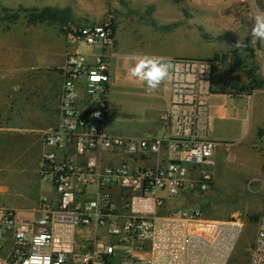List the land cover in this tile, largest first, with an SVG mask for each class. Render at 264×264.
Segmentation results:
<instances>
[{"label":"built area","instance_id":"2783aa9c","mask_svg":"<svg viewBox=\"0 0 264 264\" xmlns=\"http://www.w3.org/2000/svg\"><path fill=\"white\" fill-rule=\"evenodd\" d=\"M64 29L83 50L65 55L58 120L41 136L38 173L56 197L32 217L0 207V264H227L242 219L174 206L213 182L218 144L197 135L208 109L198 86L174 84L184 108L159 115L173 137L111 134V16ZM247 264H264V205Z\"/></svg>","mask_w":264,"mask_h":264},{"label":"rangeland","instance_id":"374dc122","mask_svg":"<svg viewBox=\"0 0 264 264\" xmlns=\"http://www.w3.org/2000/svg\"><path fill=\"white\" fill-rule=\"evenodd\" d=\"M43 7L67 9L72 24L96 23L111 16L115 41L107 51L113 50L120 66L126 64L128 69L133 67L132 54L150 56L157 47L182 46L184 54L194 59L175 61L183 63L185 77L198 86L206 102L213 95L222 102L218 95H226L228 105L237 101L236 97L251 94L246 88H230L236 76L241 77L240 86L254 85L244 72H231L235 58L242 62L243 71L251 69L262 80V86L252 91L264 90V42L252 36L255 17L264 15V0H0V35L10 32L8 35L14 37L19 29L44 25L65 36V25L27 23L25 10ZM82 48L79 44L75 52ZM214 55L219 59L214 60ZM155 91H146L145 83L131 77L129 70L121 72L110 84L108 131L135 137L157 128L158 107L152 103ZM215 134L222 139H215ZM227 134L224 129L213 133L209 125L207 137L221 143L207 167L212 186L205 192L179 197L174 206L178 210L198 209L208 218L240 217L243 231L227 264H247L264 205V130L240 143L230 142ZM40 154V145L32 141L0 139V190L8 188V196L0 194V205L14 208L23 217L36 215L41 199L54 198L50 183L38 174ZM8 247L6 240L4 251Z\"/></svg>","mask_w":264,"mask_h":264},{"label":"crops","instance_id":"0c3cea01","mask_svg":"<svg viewBox=\"0 0 264 264\" xmlns=\"http://www.w3.org/2000/svg\"><path fill=\"white\" fill-rule=\"evenodd\" d=\"M9 33L0 35V139L13 137L17 141H32L40 145L42 151V134L54 127L58 120L61 68L65 55L75 52L79 45L69 41L53 26L36 25L22 28L16 31L14 37L8 35ZM112 51L109 52L111 60H114L111 63L109 90L112 80L121 72L129 70L130 75V69L126 64L120 66L119 56ZM150 56L164 57L173 63L175 70L155 91L152 100V103L158 107L156 113L158 127H152L151 131L144 134L154 135L164 132L169 137H173L171 127L164 128L159 115L184 108L172 103L174 84L179 82L189 84L188 75L185 77V72L182 71L183 63L178 65L177 62L194 59V56L185 55L183 47L176 45L157 47ZM225 96L218 95L223 98L222 102L215 99V95L209 96L206 102L207 116L199 119L197 123L199 137L221 145L220 142L207 137L209 125L213 133L219 132L220 129L227 130L230 142L237 143L246 137H255L264 130V90H253L250 95L236 97L237 101H230L228 105ZM210 98H213L212 102ZM215 137L222 139L218 134H215ZM7 189L5 187L0 190V194L8 196ZM55 197L54 194V198L50 201H54ZM4 203L11 206L8 201ZM0 207L8 206L0 205Z\"/></svg>","mask_w":264,"mask_h":264},{"label":"clouds","instance_id":"9594fccd","mask_svg":"<svg viewBox=\"0 0 264 264\" xmlns=\"http://www.w3.org/2000/svg\"><path fill=\"white\" fill-rule=\"evenodd\" d=\"M252 36L260 42H264V15H257L252 27ZM237 46H240L237 44ZM133 67L130 75L146 85V91L153 92L175 70L173 63L164 57L132 54ZM98 115V114H97Z\"/></svg>","mask_w":264,"mask_h":264},{"label":"trees","instance_id":"16d2710c","mask_svg":"<svg viewBox=\"0 0 264 264\" xmlns=\"http://www.w3.org/2000/svg\"><path fill=\"white\" fill-rule=\"evenodd\" d=\"M28 12L27 23L35 24V23H59L60 25H65L63 27V31L65 32V27L71 21V15L67 9H58L55 7H43L41 9H26ZM113 28V26H112ZM219 59V55H214V60ZM225 59V57H223ZM230 64V63H229ZM232 70L231 72L236 71L244 72L246 79H249V83L253 82L254 85H248L247 87L240 86L241 77L236 76L233 78L230 84V88L235 89L237 91H243L245 88L247 89L246 93L250 94L253 88H260L262 86V80L255 74V72L251 69H247L245 71L242 70V62L240 59L235 58L231 63ZM231 96L237 95L238 93H229Z\"/></svg>","mask_w":264,"mask_h":264}]
</instances>
